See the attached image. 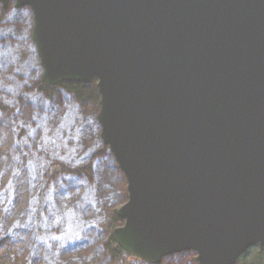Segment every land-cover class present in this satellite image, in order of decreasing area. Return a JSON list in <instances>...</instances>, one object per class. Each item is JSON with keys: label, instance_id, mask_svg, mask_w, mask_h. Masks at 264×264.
Segmentation results:
<instances>
[{"label": "water", "instance_id": "95a60500", "mask_svg": "<svg viewBox=\"0 0 264 264\" xmlns=\"http://www.w3.org/2000/svg\"><path fill=\"white\" fill-rule=\"evenodd\" d=\"M15 6L33 11L46 85L97 80L101 138L127 179L122 250L149 264L264 252V0Z\"/></svg>", "mask_w": 264, "mask_h": 264}, {"label": "trees", "instance_id": "16d2710c", "mask_svg": "<svg viewBox=\"0 0 264 264\" xmlns=\"http://www.w3.org/2000/svg\"><path fill=\"white\" fill-rule=\"evenodd\" d=\"M33 26L34 19L27 8L0 14V108L11 109L26 101L32 104V118L17 135L15 151L19 163L22 157L27 159L32 188L23 226L38 234L35 249L40 250L41 245L45 248L47 259L40 264H70L55 255V249L61 247L56 239L70 228L84 229L89 224L93 194L104 191L111 159L106 148H97L95 110L100 109L101 101L97 80L46 85L31 43ZM111 216L106 226L108 238L97 250L102 248L113 262L136 264L113 239L112 231L122 221L116 211ZM5 238L8 240L7 236L2 239ZM193 261L197 264L196 259ZM75 263L86 264L82 258ZM0 264L31 263L6 251L0 254ZM161 264H167L166 258ZM237 264H264V252L253 247Z\"/></svg>", "mask_w": 264, "mask_h": 264}, {"label": "rangeland", "instance_id": "374dc122", "mask_svg": "<svg viewBox=\"0 0 264 264\" xmlns=\"http://www.w3.org/2000/svg\"><path fill=\"white\" fill-rule=\"evenodd\" d=\"M0 6V14L8 9L27 8L34 19L32 9L30 7L16 8L15 0H10L7 9H3L2 3ZM31 43L37 56L38 70L40 74H43L37 46L32 39V30ZM99 111L100 109L97 107L95 110L99 140L97 148L99 150L102 147L107 149L111 164L107 169L104 191L99 195L96 192L93 194L92 208L88 212L89 224L84 229L81 226L70 228L68 231L62 232L60 238L56 239L61 243V247L55 249V255L61 257L63 262L70 261V264H76L75 261L78 258H82L86 264H122L108 259V254L105 255L106 251L104 252L102 248L97 250V246L101 247L108 238L109 230L106 226L112 217L111 212L117 211L128 200L126 176L120 169L115 156L101 138V125L97 116ZM31 118L32 104L29 101L23 105H14L11 109H7V106L0 108V239L8 237V240L7 238L2 239L4 245L0 254L6 251L14 252L18 259H26L31 264H36V262L40 264L47 259L45 248L41 245V249L37 251L34 246L38 234L28 226L25 228L23 226L24 218H27L26 213L30 208V198H32L28 162L25 157L21 158L20 163L15 158L17 135L21 132L24 123L30 121ZM55 171H59L58 168ZM49 241L51 242V240ZM196 256L195 252L177 253L168 256L166 262L167 264H195L193 260L196 259ZM131 257L136 264H149ZM129 259L128 257L126 262Z\"/></svg>", "mask_w": 264, "mask_h": 264}]
</instances>
